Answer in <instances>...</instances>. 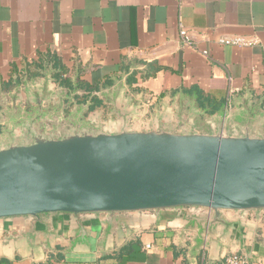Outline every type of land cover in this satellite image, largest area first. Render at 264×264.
Listing matches in <instances>:
<instances>
[{
	"label": "crops",
	"instance_id": "0c3cea01",
	"mask_svg": "<svg viewBox=\"0 0 264 264\" xmlns=\"http://www.w3.org/2000/svg\"><path fill=\"white\" fill-rule=\"evenodd\" d=\"M263 102L264 0H0V141L31 119L259 137ZM205 213L0 219V264H264V211Z\"/></svg>",
	"mask_w": 264,
	"mask_h": 264
},
{
	"label": "water",
	"instance_id": "95a60500",
	"mask_svg": "<svg viewBox=\"0 0 264 264\" xmlns=\"http://www.w3.org/2000/svg\"><path fill=\"white\" fill-rule=\"evenodd\" d=\"M53 122V121H49ZM20 120L0 141V219L105 215L168 209L264 211V135L234 136L184 123L110 133L75 122ZM20 136L16 137V132Z\"/></svg>",
	"mask_w": 264,
	"mask_h": 264
},
{
	"label": "built area",
	"instance_id": "2783aa9c",
	"mask_svg": "<svg viewBox=\"0 0 264 264\" xmlns=\"http://www.w3.org/2000/svg\"><path fill=\"white\" fill-rule=\"evenodd\" d=\"M179 35L184 40L185 44H189L188 35L185 29L181 28L179 31ZM219 43L223 45L248 46L250 44H253L254 41L247 40L242 37H231V38H222L219 40ZM263 108H264V102H263ZM224 264H248V262L246 261V259L236 254H232L225 259Z\"/></svg>",
	"mask_w": 264,
	"mask_h": 264
},
{
	"label": "trees",
	"instance_id": "16d2710c",
	"mask_svg": "<svg viewBox=\"0 0 264 264\" xmlns=\"http://www.w3.org/2000/svg\"><path fill=\"white\" fill-rule=\"evenodd\" d=\"M54 78H55L57 81H59L58 79H60V80H62V81H66V79H65V78H63V76H62V73H61V72H59L58 74H56ZM57 78H58V79H57Z\"/></svg>",
	"mask_w": 264,
	"mask_h": 264
}]
</instances>
